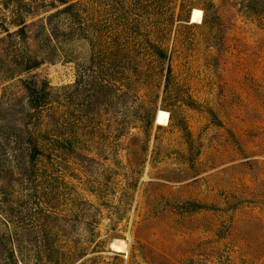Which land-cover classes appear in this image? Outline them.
Segmentation results:
<instances>
[{"label":"rangeland","instance_id":"1","mask_svg":"<svg viewBox=\"0 0 264 264\" xmlns=\"http://www.w3.org/2000/svg\"><path fill=\"white\" fill-rule=\"evenodd\" d=\"M239 5L97 0L127 45L97 59L73 37L70 59L0 81V230L25 247L16 264H48L66 245L83 247L71 264H264V12ZM43 82L63 97L50 121L66 140L31 168L24 85Z\"/></svg>","mask_w":264,"mask_h":264},{"label":"trees","instance_id":"2","mask_svg":"<svg viewBox=\"0 0 264 264\" xmlns=\"http://www.w3.org/2000/svg\"><path fill=\"white\" fill-rule=\"evenodd\" d=\"M239 6L240 11L252 17L261 18L264 12V0H240ZM43 7L47 9L40 17L26 23L25 16ZM96 7L97 0H50L46 3L45 0H0V81L20 80L21 74L37 69L44 62H53L55 58L62 61L70 59L67 43L73 37L75 40L87 41L92 56L97 59L121 49L120 45H127V39L122 40L126 42L120 45L112 42H116L110 37L112 29L100 21L99 14L96 16ZM30 25L34 28L31 36L28 31ZM28 40L34 41L35 50L31 51L27 46ZM151 49L152 56L165 64L168 73L165 52L153 45ZM124 87L120 86L121 89ZM63 89L64 87H60L57 91ZM24 90L26 109L22 123L24 139L21 138V151L26 163L32 168L38 158H50V153L60 150L66 140L58 133H52L53 124L50 121L61 114L63 97L52 93L45 82L39 85L25 83ZM167 115V112L159 110L157 123L163 125ZM20 157L23 160L21 155ZM23 165H19L21 172L24 171ZM2 219L5 224L8 223ZM5 232L0 230V264H16L17 257L23 254L25 247L8 240L11 235ZM96 248L97 245L93 247L94 250ZM38 251L46 252L49 249L41 246ZM57 251L58 256L49 260L48 264H71L84 252L82 245H66ZM90 261L92 264H108L99 257Z\"/></svg>","mask_w":264,"mask_h":264},{"label":"bare ground","instance_id":"3","mask_svg":"<svg viewBox=\"0 0 264 264\" xmlns=\"http://www.w3.org/2000/svg\"><path fill=\"white\" fill-rule=\"evenodd\" d=\"M158 113V112H157ZM157 113H156V117H155V122H156V124H158L157 123ZM121 242V241H120ZM120 242H114V243H112L111 244V247L115 250V251H121L122 250V244L120 243ZM122 252H123V250H122Z\"/></svg>","mask_w":264,"mask_h":264}]
</instances>
